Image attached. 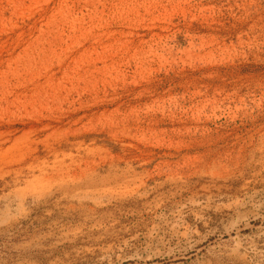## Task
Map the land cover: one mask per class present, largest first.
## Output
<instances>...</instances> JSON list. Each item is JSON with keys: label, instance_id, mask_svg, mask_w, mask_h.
Listing matches in <instances>:
<instances>
[{"label": "rangeland", "instance_id": "obj_1", "mask_svg": "<svg viewBox=\"0 0 264 264\" xmlns=\"http://www.w3.org/2000/svg\"><path fill=\"white\" fill-rule=\"evenodd\" d=\"M0 264H264V0H0Z\"/></svg>", "mask_w": 264, "mask_h": 264}]
</instances>
